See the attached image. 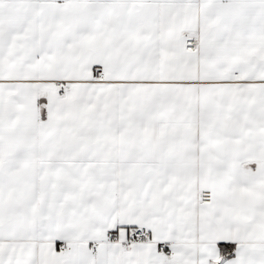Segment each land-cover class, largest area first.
Returning <instances> with one entry per match:
<instances>
[{
  "label": "snow or ice",
  "instance_id": "1",
  "mask_svg": "<svg viewBox=\"0 0 264 264\" xmlns=\"http://www.w3.org/2000/svg\"><path fill=\"white\" fill-rule=\"evenodd\" d=\"M0 264H264V0H0Z\"/></svg>",
  "mask_w": 264,
  "mask_h": 264
}]
</instances>
